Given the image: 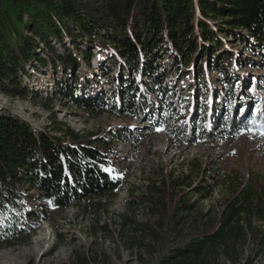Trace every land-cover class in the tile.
Masks as SVG:
<instances>
[{
    "label": "trees",
    "instance_id": "1",
    "mask_svg": "<svg viewBox=\"0 0 264 264\" xmlns=\"http://www.w3.org/2000/svg\"><path fill=\"white\" fill-rule=\"evenodd\" d=\"M65 39L89 67L90 48L105 55L101 76L115 70L109 79L113 109L139 119L150 114L158 119L161 100L171 94L165 81L170 67L194 62V55L204 59V68H216L228 89L227 95L218 93V99L229 97L233 108L220 118L218 133L209 118L200 133L205 138L229 135L240 116L231 93L238 78L236 63L245 60L243 64L264 69V0H0V91L20 94L26 69L49 62L40 56L43 50L50 52L54 69L78 71V59L65 48ZM225 39L241 48L238 55L225 46ZM56 43L62 52L54 50ZM80 45L87 50L80 51ZM255 83L261 86L257 79ZM56 91L85 110H93L103 98L85 96L81 85L66 90L61 81ZM207 91L210 106L215 92L211 87ZM165 105L175 114L182 111L177 93ZM193 130L191 115L170 128L172 136L187 143L193 140ZM54 131H35L18 118L0 114L2 247L24 241L51 211L80 206L98 213L116 196L121 179L109 139L100 134L82 137L69 127ZM232 183L216 211L195 212L186 192L167 183L160 189L162 198L148 199L156 223L134 225L141 238L153 241V264H238L249 240L250 254L264 248V182L249 178ZM193 191L207 196L201 185ZM70 264L89 262L76 256Z\"/></svg>",
    "mask_w": 264,
    "mask_h": 264
},
{
    "label": "rangeland",
    "instance_id": "2",
    "mask_svg": "<svg viewBox=\"0 0 264 264\" xmlns=\"http://www.w3.org/2000/svg\"><path fill=\"white\" fill-rule=\"evenodd\" d=\"M225 41V46L238 55L241 48ZM64 44L78 59L79 70L65 74L60 66L54 69L50 52L43 50L40 56L49 62L34 63L26 69L21 76L20 94L10 96L0 91V114L18 118L35 131L57 129L54 132L58 134L59 129L69 127L82 137L93 134L107 137L109 148L115 151L114 163L121 184L114 200L98 213L80 206L51 211L47 220L35 223L24 241L11 247L0 246V264H70L76 256L85 257L89 264H153L156 257L150 249L153 241L141 238L134 224L156 223L157 216L148 199L162 198L160 189L164 183L176 187L174 190L185 191V199L194 205L195 212H207L216 211L223 203L235 179L240 183L249 178L264 182V135L261 134L264 133V69L249 62L243 64L245 60L236 63L238 78L231 93L239 103L237 128L229 135L205 138L200 133L201 125L209 118L215 123L212 130L218 133L219 120L225 112H232L233 103L229 97L218 99L217 94L227 95L228 89L216 68H204V59L194 55V62L167 71L165 81L170 93L178 94L180 114L166 107L169 94L161 100L157 120L153 114L139 119L113 109V84L109 79L115 70L110 69L108 77L101 76L105 55L90 48L89 67L69 40L65 39ZM93 44L98 45L99 40ZM54 47L58 53L63 51L58 43ZM80 47V51L87 50L85 45ZM87 75L90 78L85 80ZM137 76L138 72H133L132 77ZM256 79L261 86L255 83ZM60 81L66 90L81 85L85 96L103 98L93 110L78 108L56 91ZM210 87L215 96L209 106ZM257 95L263 99L259 101ZM259 106L263 109L262 119L258 118ZM190 115L193 140L187 143L172 136L170 128ZM200 185L205 187L206 198L193 191ZM248 244L250 247L238 264H264V248L250 254L252 242L249 240Z\"/></svg>",
    "mask_w": 264,
    "mask_h": 264
},
{
    "label": "snow or ice",
    "instance_id": "3",
    "mask_svg": "<svg viewBox=\"0 0 264 264\" xmlns=\"http://www.w3.org/2000/svg\"><path fill=\"white\" fill-rule=\"evenodd\" d=\"M262 135H264V133H261Z\"/></svg>",
    "mask_w": 264,
    "mask_h": 264
}]
</instances>
